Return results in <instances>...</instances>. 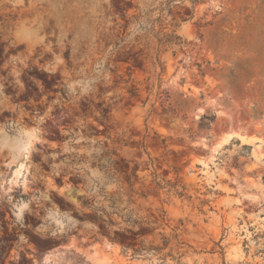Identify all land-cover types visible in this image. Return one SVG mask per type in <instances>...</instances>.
<instances>
[{
	"label": "rangeland",
	"instance_id": "374dc122",
	"mask_svg": "<svg viewBox=\"0 0 264 264\" xmlns=\"http://www.w3.org/2000/svg\"><path fill=\"white\" fill-rule=\"evenodd\" d=\"M50 262L264 264V0H0V264Z\"/></svg>",
	"mask_w": 264,
	"mask_h": 264
},
{
	"label": "bare ground",
	"instance_id": "6f19581e",
	"mask_svg": "<svg viewBox=\"0 0 264 264\" xmlns=\"http://www.w3.org/2000/svg\"><path fill=\"white\" fill-rule=\"evenodd\" d=\"M35 143H36V138H33L31 141H30V143L24 148V153L26 154V153H28L29 152V150H30V148H32V146H35ZM95 248V247H94ZM95 252V251H94ZM95 259L97 260H95L96 262H98L99 260H100V262H101V260H102V257H100V255H99V253L98 252H96L95 254ZM93 255V256H94ZM104 255V254H103ZM46 264V263H45ZM48 264H54V263H52V262H50V263H48Z\"/></svg>",
	"mask_w": 264,
	"mask_h": 264
},
{
	"label": "trees",
	"instance_id": "16d2710c",
	"mask_svg": "<svg viewBox=\"0 0 264 264\" xmlns=\"http://www.w3.org/2000/svg\"><path fill=\"white\" fill-rule=\"evenodd\" d=\"M203 118L206 119V120L208 119L210 122H212L211 117H206V116H204ZM212 118H213V117H212Z\"/></svg>",
	"mask_w": 264,
	"mask_h": 264
}]
</instances>
